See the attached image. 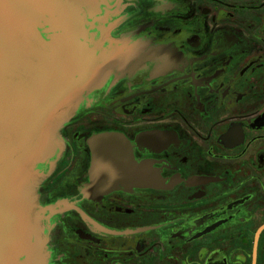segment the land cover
Segmentation results:
<instances>
[{"label":"flooded vegetation","instance_id":"obj_1","mask_svg":"<svg viewBox=\"0 0 264 264\" xmlns=\"http://www.w3.org/2000/svg\"><path fill=\"white\" fill-rule=\"evenodd\" d=\"M37 16L44 39L69 25L110 64L75 84L34 166L18 261L264 264V0H53ZM109 144L130 161H105Z\"/></svg>","mask_w":264,"mask_h":264},{"label":"water","instance_id":"obj_2","mask_svg":"<svg viewBox=\"0 0 264 264\" xmlns=\"http://www.w3.org/2000/svg\"><path fill=\"white\" fill-rule=\"evenodd\" d=\"M52 1L0 0V264H22L19 257L28 253L34 166L53 153L56 129L76 108L82 89L75 84L110 64L100 69L98 57L65 32L69 25L56 24L63 32L48 40L39 34L37 14ZM91 146L96 165L104 160L100 141ZM109 146L105 161H130L125 147Z\"/></svg>","mask_w":264,"mask_h":264}]
</instances>
